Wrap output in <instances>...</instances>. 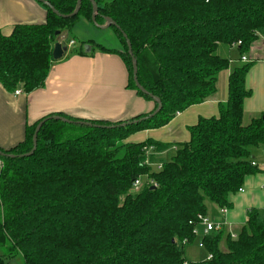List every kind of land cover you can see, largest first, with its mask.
Listing matches in <instances>:
<instances>
[{
  "label": "trees",
  "instance_id": "16d2710c",
  "mask_svg": "<svg viewBox=\"0 0 264 264\" xmlns=\"http://www.w3.org/2000/svg\"><path fill=\"white\" fill-rule=\"evenodd\" d=\"M45 1L62 15L73 13L78 2ZM95 1L96 23L112 18L123 50L99 44L92 49L119 55L128 70L127 87L155 107L119 121L50 114L27 124L25 138L15 146L0 147V248L9 256L20 253L25 264H264V209L259 208L248 210L235 237L204 230L206 259L186 257L209 203L230 208L231 195L258 171L254 150L264 146V112L248 123L244 119L245 100L252 95L246 85L251 63L233 69L219 115L190 126L188 141H128L216 93L218 74L230 63L221 47L235 48L242 59L264 38V0ZM44 7L45 23L16 24L10 35L0 27V84L10 93L42 88L55 62L58 36L83 19L94 23L90 0H82L78 14L69 18ZM123 33L140 84L161 99L154 117L149 116L157 103L135 84ZM72 52L87 54L83 48ZM44 119L37 148L26 156ZM173 146V156L163 158ZM139 178L142 185L135 190ZM0 264H5L1 256Z\"/></svg>",
  "mask_w": 264,
  "mask_h": 264
},
{
  "label": "crops",
  "instance_id": "0c3cea01",
  "mask_svg": "<svg viewBox=\"0 0 264 264\" xmlns=\"http://www.w3.org/2000/svg\"><path fill=\"white\" fill-rule=\"evenodd\" d=\"M46 18L47 10L37 0H0V27L6 35L13 32L16 24L45 23ZM88 51L87 54L65 52L61 59L55 60L45 85L30 93L15 95L0 84L1 148L9 149L21 142L25 138L27 124L31 125L50 114L64 113L85 120L119 121L154 109V102L139 97L127 87L128 70L119 55L97 48ZM220 54L229 58L230 63L228 68L219 72L217 91L212 97L178 113L163 127L133 134L136 139L131 142L154 139L175 145L188 141L190 126L195 125L201 117L219 115V104L228 100L230 74L241 62L252 64L246 79L252 95L245 100L244 119L247 116L250 121L263 113L264 38L253 43L243 56L246 60L241 59L235 48L221 47ZM171 150L169 158L173 156L175 147ZM168 151L163 153V158ZM254 153L253 162L258 171L246 178L242 191L231 195L232 205L228 212L224 214L222 208H212L209 204L207 217L221 222L222 230L231 234L240 231L249 209H264V146L256 148ZM204 230L202 226L198 241L202 240ZM222 247L225 248L224 244Z\"/></svg>",
  "mask_w": 264,
  "mask_h": 264
},
{
  "label": "rangeland",
  "instance_id": "374dc122",
  "mask_svg": "<svg viewBox=\"0 0 264 264\" xmlns=\"http://www.w3.org/2000/svg\"><path fill=\"white\" fill-rule=\"evenodd\" d=\"M67 38L72 39L75 43L73 45H70V42L68 43L67 53H71L72 51H77L81 48H83L86 52H90L88 50L91 49L92 48L91 46L95 44H99L108 49L123 50L122 43L112 27L100 28L96 24L90 23L84 19L81 20L80 23L77 26H75L72 31L63 30V32L58 36V42H61L62 44L67 43ZM248 122L249 120L246 116L245 123ZM135 139H136L135 135H131L130 138H128V141H135ZM171 149H169L170 151L166 153L165 159H169V155L173 151ZM209 204H211L210 206H212V208L218 207L214 203H209ZM210 221L212 220L210 219ZM199 237L200 235L198 232L197 238L191 244H188L186 246V257L189 260L201 261L206 259V257L208 256L207 250L200 246L202 240L198 241ZM0 256L5 260V264H25L24 259L20 253L15 256H9L8 254H6L3 248H0Z\"/></svg>",
  "mask_w": 264,
  "mask_h": 264
},
{
  "label": "water",
  "instance_id": "95a60500",
  "mask_svg": "<svg viewBox=\"0 0 264 264\" xmlns=\"http://www.w3.org/2000/svg\"><path fill=\"white\" fill-rule=\"evenodd\" d=\"M38 2H40L41 4H43L44 6H47L49 8H51V10L58 16H61V17H64V18H69V17H73L75 15L78 14L80 8H81V4H82V0H78L77 2V6H76V9L74 10L73 13L69 14V15H62L57 9H55L54 6H52L49 2L45 1V0H37ZM92 2V5H93V13H92V20L94 22V24H96L97 26H99L100 28H108V27H111V26H115L116 28H119V25L112 19V18H109V17H105V21L106 23L104 25H100L98 23H96V15L98 13V5L96 3L95 0H90ZM59 33V32H57ZM123 36L124 38L126 39V42H127V45H128V52L129 54L131 55L132 57V66H133V78H134V81H135V84L137 86V88L143 92L144 94H149L152 99L157 103V108L150 114L149 117H154L156 116L162 109V102H161V99L158 98L157 96H154L153 94H150L139 82L138 80V64H137V60L135 59V57L133 56V51H132V46H131V42L130 40L127 38V35L125 33H123ZM68 50V46H64L61 42H57L54 46V50H53V58L54 60H59L61 59L64 55H65V52H67ZM49 119V118H47ZM47 119H44L42 120L36 127V130H35V133H34V136H33V148L32 150L25 154L26 156L28 155H31L34 153V151L36 150L37 148V141H38V133L42 127V125L45 123V121ZM54 119H58V120H61L63 122H66V123H72L74 122L73 120H70L66 117H63V116H60V115H56L54 116ZM78 124H87V125H92L90 122H86V121H77ZM126 123H123V125H125ZM2 152L0 151V154ZM10 157H13V155H10ZM155 187V186H153Z\"/></svg>",
  "mask_w": 264,
  "mask_h": 264
},
{
  "label": "built area",
  "instance_id": "2783aa9c",
  "mask_svg": "<svg viewBox=\"0 0 264 264\" xmlns=\"http://www.w3.org/2000/svg\"><path fill=\"white\" fill-rule=\"evenodd\" d=\"M241 42H239L238 44H240ZM74 41H70V45H73ZM243 60H246L245 57L242 58ZM22 91L20 89L15 90L14 94L15 95H19L21 94ZM253 165H255V163L253 162ZM161 167V166H160ZM142 185V180L139 178L137 180H135L133 186L135 190H139L140 187ZM154 185H156L154 183ZM264 186V183H263ZM224 214H226L228 212L227 208H222L221 210ZM199 219L201 220L202 225L205 227V232H215V231H221L223 228V224L221 222H212L210 221V219L207 216H200ZM198 234V232H197ZM233 236L235 237V234H233ZM200 246L203 247V244L200 243Z\"/></svg>",
  "mask_w": 264,
  "mask_h": 264
}]
</instances>
